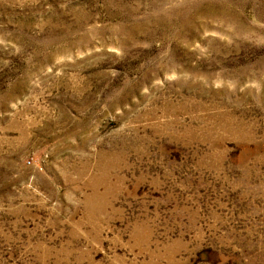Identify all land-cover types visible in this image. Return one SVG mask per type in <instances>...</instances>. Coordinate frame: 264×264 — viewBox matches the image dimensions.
Segmentation results:
<instances>
[{
	"label": "rangeland",
	"instance_id": "374dc122",
	"mask_svg": "<svg viewBox=\"0 0 264 264\" xmlns=\"http://www.w3.org/2000/svg\"><path fill=\"white\" fill-rule=\"evenodd\" d=\"M0 264H264V0H0Z\"/></svg>",
	"mask_w": 264,
	"mask_h": 264
}]
</instances>
